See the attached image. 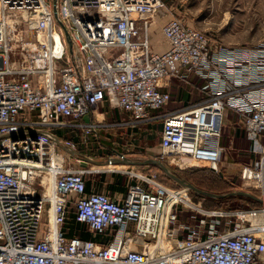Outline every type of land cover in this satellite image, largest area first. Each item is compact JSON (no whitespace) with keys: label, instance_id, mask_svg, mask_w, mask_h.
Here are the masks:
<instances>
[{"label":"built area","instance_id":"1","mask_svg":"<svg viewBox=\"0 0 264 264\" xmlns=\"http://www.w3.org/2000/svg\"><path fill=\"white\" fill-rule=\"evenodd\" d=\"M163 8L161 0H0V264H264V42L212 48L204 32L171 18L161 27L165 50L155 52L150 28ZM21 12L27 29L7 22ZM189 75L204 81L206 96L163 117L162 151L216 170L232 110L253 155L241 178L261 206L235 212L233 228L179 241L170 226L185 190L144 174L121 200L87 194L83 171L57 158L53 130L90 133L95 126L82 120L104 101L145 121L170 101L164 83ZM70 204L76 221L106 241L64 234Z\"/></svg>","mask_w":264,"mask_h":264},{"label":"rangeland","instance_id":"2","mask_svg":"<svg viewBox=\"0 0 264 264\" xmlns=\"http://www.w3.org/2000/svg\"><path fill=\"white\" fill-rule=\"evenodd\" d=\"M161 2L164 4V8L152 20V30L150 28L151 33L149 34L154 40L159 38L160 43H164L161 36V27L171 18H179L184 24L204 32L212 48L220 46L255 48L264 42V0H161ZM10 16L7 18L8 23H12L11 19H19L22 20L24 29L28 28L24 21L26 14L21 12ZM188 77L187 80L180 81L196 84V92L193 96H206V93L200 90L204 81L191 75ZM104 109H108V107L105 106ZM60 129L59 133V128L54 129V134L57 135L58 133V137L60 136L63 139L62 141L73 143L71 142L72 138L78 134L71 132L67 126ZM105 130L106 128H103L99 134L96 133L94 141H131V143H136V146L139 144L144 145L145 143H141L142 141H152L150 143L153 145L160 141L159 137H155V126L149 127L146 133L142 127L136 129L135 134L132 136L121 133L122 130L116 131L112 139L102 132ZM60 144V146H64L61 142ZM220 144L223 150L220 160L216 164V170H212L208 164L199 166L193 162L181 163L172 154L164 153L161 147L154 149L151 155L146 153L144 148L138 149L136 147L132 149L134 151L132 152L134 153L131 156L132 159L141 161L145 159L159 160L171 174L180 180L208 194L221 196L212 198L197 195L193 190L181 186L161 169L154 166L127 169L129 171L134 170V181H137L139 175L152 174L156 176L161 185L169 190L186 191L187 197L184 196V193L179 195L182 197L183 203L173 208L176 219L170 226L179 241L184 240L188 233L194 230L202 234L213 228L218 232L233 228L238 222L234 216L235 212H249L261 206L257 189L251 182L244 181L241 178L243 169L252 163L253 155L249 151L250 143L245 135L244 120L230 109H226L224 112ZM54 150L57 158L62 161L64 168L66 167L64 163L68 157L72 161L73 169H75L74 165L77 162L69 157L61 147L56 145ZM100 151L101 149H94V153ZM109 176L107 174V178ZM39 182H41L39 177L30 181L32 187L36 188L37 193L40 191L38 189L40 187ZM237 193H246L252 197L239 196L236 195ZM74 209V206L70 204L68 207L70 214ZM67 221L66 219L65 225ZM96 238L98 243L106 241L104 236H97Z\"/></svg>","mask_w":264,"mask_h":264},{"label":"crops","instance_id":"3","mask_svg":"<svg viewBox=\"0 0 264 264\" xmlns=\"http://www.w3.org/2000/svg\"><path fill=\"white\" fill-rule=\"evenodd\" d=\"M149 38L152 49L155 52L165 50V44L163 42L160 43L161 41L159 38L158 40L152 39L151 36H149ZM195 88L196 84L192 82H181L177 78H172L165 82L162 90L170 95V101L161 109L150 112L149 118L145 121L136 123L137 125H134L135 123L132 121L130 113L121 109L113 108L106 101H104L98 104L95 110H92L89 116H87L89 117V122L82 120L85 124L90 123L95 126L89 134H86L82 127H68L71 132L74 134L76 132L78 134L71 140L74 144V148H67L64 145L66 141H62L63 139H61L60 136L58 137V133L61 131L59 128L57 135H55L58 139L57 146L61 147L69 157H72L74 161L77 162L76 165H74L75 169H73L72 161L67 157L64 163L66 165L65 168L68 170L83 171V181L85 184V192L87 194L100 193L113 200H121L125 196L127 188L131 184L137 182L133 180L134 170L129 171L127 169L134 167H146L129 164V162H141V160H134L131 158L132 154H134L132 153L134 152L132 149H135L136 147L138 149L144 148L145 152L151 155L154 149L160 148V141L156 145L151 144L150 142L152 141H142L141 143H145L144 145L142 144L143 146L141 144L136 146V143H131V141H94L96 133L99 134L101 129L106 128V130L102 132L112 139L115 134L114 132L116 131L122 130L121 133L132 136L135 134L136 129H140L142 127L143 131L146 133L149 127L155 126V137L160 138L162 119L165 115L187 110L202 101L203 96H193L194 92H196ZM105 106L108 107V109H104ZM60 142L64 146H60ZM95 148L101 149V151L94 153ZM109 160L118 161L119 163L107 164ZM107 174L110 175L109 178H107ZM102 175L104 177H102ZM113 175H118L120 177H115ZM74 217L75 209L72 214L68 211L67 220H73ZM68 221L66 222V226L64 228L65 235L70 230V223ZM83 228L85 231H83ZM82 234L87 235L85 240L93 242L97 240V238L94 237V234L90 233L83 224H80L79 228L73 231V235L67 237L81 238Z\"/></svg>","mask_w":264,"mask_h":264},{"label":"water","instance_id":"4","mask_svg":"<svg viewBox=\"0 0 264 264\" xmlns=\"http://www.w3.org/2000/svg\"><path fill=\"white\" fill-rule=\"evenodd\" d=\"M83 120L85 122H89V117H85L83 118ZM114 163H119L118 161H113V160H109L107 162V164H114ZM129 164L131 165H141V166H154V167H157L159 169H161L166 175H168L172 180L176 181L178 184H180L181 186L185 187V188H188V189H191L193 190L197 195H202V196H207V197H221V196H214L212 194H208L206 192H203L201 190H198L196 189L193 185L189 184V183H186L185 181L183 180H180L179 178H177L175 175L171 174L169 172V170L166 168V166L159 160H155V159H149V160H144V161H141V162H129ZM236 195H243V196H247V197H252L251 195L249 194H246V193H237Z\"/></svg>","mask_w":264,"mask_h":264},{"label":"trees","instance_id":"5","mask_svg":"<svg viewBox=\"0 0 264 264\" xmlns=\"http://www.w3.org/2000/svg\"><path fill=\"white\" fill-rule=\"evenodd\" d=\"M151 167H153V166H151ZM113 176H115V177H120V176H118V175H113ZM102 177H104V176L102 175ZM248 200H250V199H248ZM75 216H76V215H75ZM69 223H70V225H69L70 230H69V232L66 234V236H71V235H73V231H74L75 229H78L79 226H80V224H81V223H79V222L76 221V218H75V217L73 218V220H70ZM65 226H66V225H65ZM64 228H65V227L63 226V228H62L63 232L65 231ZM85 228H86V227H85ZM83 231H85L84 228H83ZM83 233H84V232H83ZM64 234H65V233H64ZM86 238H87V235H86V234H82L80 239L85 240Z\"/></svg>","mask_w":264,"mask_h":264},{"label":"bare ground","instance_id":"6","mask_svg":"<svg viewBox=\"0 0 264 264\" xmlns=\"http://www.w3.org/2000/svg\"><path fill=\"white\" fill-rule=\"evenodd\" d=\"M8 18V17H7ZM7 22H8V19H7ZM194 163V162H193ZM196 164H198L199 166H202V164L204 165V164H206V163H201V162H196ZM216 168V167H215ZM181 193H183V191L182 192H180V194ZM184 196L185 197H187L185 194H184ZM180 198H182V197H180ZM246 217H248V218H253V220H256V221H259L260 220V216H258V215H256V216H250V215H246Z\"/></svg>","mask_w":264,"mask_h":264}]
</instances>
